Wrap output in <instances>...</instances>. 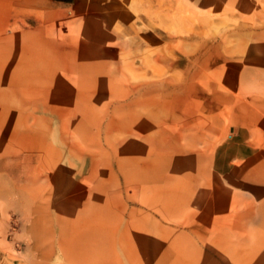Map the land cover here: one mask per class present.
<instances>
[{"label": "rangeland", "instance_id": "rangeland-1", "mask_svg": "<svg viewBox=\"0 0 264 264\" xmlns=\"http://www.w3.org/2000/svg\"><path fill=\"white\" fill-rule=\"evenodd\" d=\"M0 264H264V0H0Z\"/></svg>", "mask_w": 264, "mask_h": 264}, {"label": "crops", "instance_id": "crops-1", "mask_svg": "<svg viewBox=\"0 0 264 264\" xmlns=\"http://www.w3.org/2000/svg\"><path fill=\"white\" fill-rule=\"evenodd\" d=\"M18 1L23 6L28 5L29 7H32L33 4H40V5L42 4V5L53 6L62 9L69 8L73 6L76 2V0H28L27 3H24V0H18Z\"/></svg>", "mask_w": 264, "mask_h": 264}, {"label": "bare ground", "instance_id": "bare-ground-1", "mask_svg": "<svg viewBox=\"0 0 264 264\" xmlns=\"http://www.w3.org/2000/svg\"><path fill=\"white\" fill-rule=\"evenodd\" d=\"M79 1H81V0H79ZM57 15H58V14H57ZM69 27L71 28V30L74 29V27L72 26V24H69ZM92 234H94V237H96V236H97V229H94V231H93ZM95 240H96V239H95ZM93 242H94V241H93ZM94 243H96V241H95Z\"/></svg>", "mask_w": 264, "mask_h": 264}]
</instances>
